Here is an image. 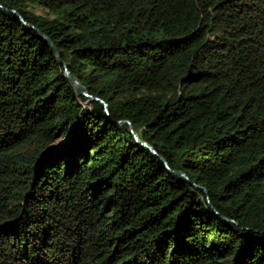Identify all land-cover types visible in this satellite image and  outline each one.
Listing matches in <instances>:
<instances>
[{
    "label": "trees",
    "instance_id": "obj_1",
    "mask_svg": "<svg viewBox=\"0 0 264 264\" xmlns=\"http://www.w3.org/2000/svg\"><path fill=\"white\" fill-rule=\"evenodd\" d=\"M0 264H264V0H0Z\"/></svg>",
    "mask_w": 264,
    "mask_h": 264
},
{
    "label": "water",
    "instance_id": "obj_2",
    "mask_svg": "<svg viewBox=\"0 0 264 264\" xmlns=\"http://www.w3.org/2000/svg\"><path fill=\"white\" fill-rule=\"evenodd\" d=\"M11 12L14 14L15 17H17L18 19H20V20L23 22V20L19 17V15H18L17 12H15V11L12 10V9H11ZM27 26H28L29 28L34 29L35 32L37 33L38 37L41 38L42 40H44L45 43L51 48L52 52H53L54 55H55L56 60H57L58 63L61 64L62 67H63V73H64L65 78H66V79L68 80V82L71 84V86H72L73 89L75 90L76 94H77V95H83V96H88V97H90L89 94H87V92H86L85 89L83 88V86L78 82L77 78H76L73 74L69 73V71L67 70L66 64L63 63V62L61 61V59L59 58V55H58V53H57V50H56V48L54 47V45L52 44V42L49 40V38L46 37L43 33H41V31H40L39 29H37L35 26H33V25H31V24H27ZM93 98H94V97H93ZM95 99H96V98H95ZM102 104L105 106L104 103H102ZM115 122H117V123H119V124H122V125H127L128 130H129V132L131 133V135H132V137L134 138V140H135L138 144H140V145H142L144 148H146L148 151H150L153 155H155V156L160 160V162H161V163L167 168V165H166V162L164 161V159H163L160 155H158L148 143H146L145 141L139 140V139L136 137L134 131L132 130V128H131V126H130V124L128 123L127 120L122 119V120H116ZM173 172L176 173V174H178V175H180V176H182V174H181L180 172H177V171H173ZM201 190H202V191L204 192V194H205V191H204L203 189H201ZM228 221L232 222V220H230V219H228Z\"/></svg>",
    "mask_w": 264,
    "mask_h": 264
},
{
    "label": "rangeland",
    "instance_id": "obj_3",
    "mask_svg": "<svg viewBox=\"0 0 264 264\" xmlns=\"http://www.w3.org/2000/svg\"><path fill=\"white\" fill-rule=\"evenodd\" d=\"M35 11H36L37 13H42V10L39 9V8H36ZM99 39H100V37H99L98 39L95 38V39H94V42L96 43V41L99 40ZM94 42H93V43H94ZM90 44H91V42H90Z\"/></svg>",
    "mask_w": 264,
    "mask_h": 264
}]
</instances>
